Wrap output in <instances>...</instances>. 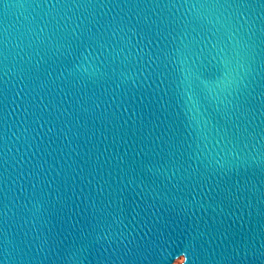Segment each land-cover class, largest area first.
I'll list each match as a JSON object with an SVG mask.
<instances>
[{"label": "water", "instance_id": "water-1", "mask_svg": "<svg viewBox=\"0 0 264 264\" xmlns=\"http://www.w3.org/2000/svg\"><path fill=\"white\" fill-rule=\"evenodd\" d=\"M264 264V0H0V264Z\"/></svg>", "mask_w": 264, "mask_h": 264}, {"label": "rangeland", "instance_id": "rangeland-1", "mask_svg": "<svg viewBox=\"0 0 264 264\" xmlns=\"http://www.w3.org/2000/svg\"><path fill=\"white\" fill-rule=\"evenodd\" d=\"M183 262V258L177 259L174 264H181Z\"/></svg>", "mask_w": 264, "mask_h": 264}]
</instances>
